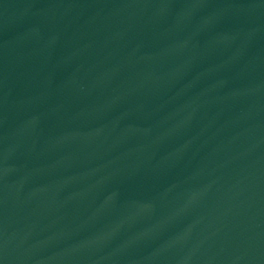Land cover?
Segmentation results:
<instances>
[{
	"label": "water",
	"instance_id": "obj_1",
	"mask_svg": "<svg viewBox=\"0 0 264 264\" xmlns=\"http://www.w3.org/2000/svg\"><path fill=\"white\" fill-rule=\"evenodd\" d=\"M0 264H264V0H0Z\"/></svg>",
	"mask_w": 264,
	"mask_h": 264
}]
</instances>
